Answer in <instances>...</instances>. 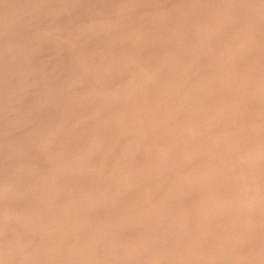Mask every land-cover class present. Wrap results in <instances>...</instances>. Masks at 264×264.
Wrapping results in <instances>:
<instances>
[{
  "label": "rangeland",
  "instance_id": "374dc122",
  "mask_svg": "<svg viewBox=\"0 0 264 264\" xmlns=\"http://www.w3.org/2000/svg\"><path fill=\"white\" fill-rule=\"evenodd\" d=\"M0 264H264V0H0Z\"/></svg>",
  "mask_w": 264,
  "mask_h": 264
},
{
  "label": "bare ground",
  "instance_id": "6f19581e",
  "mask_svg": "<svg viewBox=\"0 0 264 264\" xmlns=\"http://www.w3.org/2000/svg\"><path fill=\"white\" fill-rule=\"evenodd\" d=\"M255 253V252H254Z\"/></svg>",
  "mask_w": 264,
  "mask_h": 264
}]
</instances>
